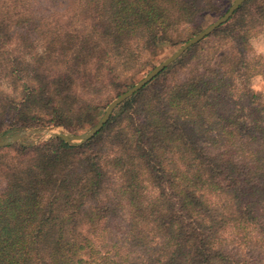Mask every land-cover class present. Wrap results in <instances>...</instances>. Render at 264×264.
Masks as SVG:
<instances>
[{
  "label": "trees",
  "instance_id": "obj_1",
  "mask_svg": "<svg viewBox=\"0 0 264 264\" xmlns=\"http://www.w3.org/2000/svg\"><path fill=\"white\" fill-rule=\"evenodd\" d=\"M213 5L0 0V135L78 134ZM261 30L246 0L86 143L0 148V264H264Z\"/></svg>",
  "mask_w": 264,
  "mask_h": 264
},
{
  "label": "water",
  "instance_id": "obj_2",
  "mask_svg": "<svg viewBox=\"0 0 264 264\" xmlns=\"http://www.w3.org/2000/svg\"><path fill=\"white\" fill-rule=\"evenodd\" d=\"M245 1L246 0H234L232 5L228 8L226 13L222 17H220L217 21L213 22L207 28L190 38L171 56H169L159 65L154 67L143 79H141L134 86L121 93L114 100H112L107 106L100 121L87 132H84L82 134H75L55 126L20 128L17 130H12L11 132H8L4 135H0V148L8 147L21 142H27L36 145L51 138H61L63 141L73 146H79L86 143L106 125L117 106H119L122 102H124L125 100L133 96L136 92L144 88L161 72H163L170 64L179 59L182 54L186 52L190 47L201 42L221 25L228 22ZM34 137H36V139L32 141Z\"/></svg>",
  "mask_w": 264,
  "mask_h": 264
},
{
  "label": "rangeland",
  "instance_id": "obj_3",
  "mask_svg": "<svg viewBox=\"0 0 264 264\" xmlns=\"http://www.w3.org/2000/svg\"><path fill=\"white\" fill-rule=\"evenodd\" d=\"M233 1L234 0H214L213 7L211 9H209L208 11H206L204 13L202 19L199 21V23L201 25V31L204 30L205 28H207L213 22L217 21L220 17H222L226 13L228 8L232 5ZM185 34H190V33H185ZM193 36L194 35H186V37H184L183 40L180 43H177L176 45L164 44L160 47L155 48V50L153 51L152 57H150L149 59H146L147 64L143 68V70L130 79L129 87H122L119 90L120 94L125 92L126 90H128L132 86H134L141 79H143L154 67L159 65L161 62H163L169 56H171L176 50H178L184 43H186ZM251 44H252L254 52L256 54L264 56V30L258 31L256 34L252 35ZM252 86L256 92L260 93L264 97V75L254 77L252 79ZM115 98L116 97H113L110 100V102L112 100H114ZM105 110L106 109L97 110L92 115L91 122L83 130H81L78 134H82L84 132H87L93 126H95L100 121V119L102 118ZM60 128L65 130L62 127H60ZM14 130H17V129H14ZM65 131H67V130H65ZM35 139H36V137H34L32 139V141H34Z\"/></svg>",
  "mask_w": 264,
  "mask_h": 264
}]
</instances>
